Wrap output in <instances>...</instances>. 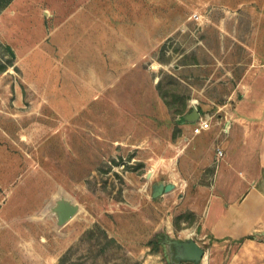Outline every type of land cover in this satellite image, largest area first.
<instances>
[{"label":"rangeland","instance_id":"374dc122","mask_svg":"<svg viewBox=\"0 0 264 264\" xmlns=\"http://www.w3.org/2000/svg\"><path fill=\"white\" fill-rule=\"evenodd\" d=\"M48 1L61 32L0 40V264H172L166 237L227 264L239 244L192 232L215 168L186 116L220 118L249 48L264 51V0H80L97 3L91 35L62 18L79 0ZM161 182L176 188L153 199Z\"/></svg>","mask_w":264,"mask_h":264},{"label":"crops","instance_id":"0c3cea01","mask_svg":"<svg viewBox=\"0 0 264 264\" xmlns=\"http://www.w3.org/2000/svg\"><path fill=\"white\" fill-rule=\"evenodd\" d=\"M58 8L48 0H12L0 10V40H46L49 34L61 32V16L66 9L61 7L59 15ZM93 9L97 10V3L79 0L62 18L67 24L73 14L74 19L79 15L74 25H83L85 33L91 35L93 23L83 19L84 12L91 16ZM248 51L244 71L219 107L218 112H223L220 118L198 109L202 117L210 118L211 128L198 135L190 132L194 140L211 141L207 157L198 166L215 168L210 187L191 195L194 203L190 210L198 217L192 232L204 243L239 244V251L227 264H264V51L257 47ZM231 75L226 71V76ZM225 126L228 132L223 131ZM217 148L223 150V157L218 158ZM178 161L180 164L181 159ZM193 180V184H205ZM198 201H202L201 206ZM192 239L204 247L199 238Z\"/></svg>","mask_w":264,"mask_h":264},{"label":"water","instance_id":"95a60500","mask_svg":"<svg viewBox=\"0 0 264 264\" xmlns=\"http://www.w3.org/2000/svg\"><path fill=\"white\" fill-rule=\"evenodd\" d=\"M199 118L200 112L196 108L186 116V120L192 124L195 123ZM175 188L176 184L172 182L167 184L163 182L154 184L152 198L157 199L173 191ZM64 203H61L63 207L65 206ZM73 215L74 208L66 206L65 208L61 209L60 220L62 222H67L73 217ZM161 243L165 245L169 256V261L172 264H180L182 262L199 264L203 263L207 256L206 249L192 238L181 240L166 237Z\"/></svg>","mask_w":264,"mask_h":264},{"label":"built area","instance_id":"2783aa9c","mask_svg":"<svg viewBox=\"0 0 264 264\" xmlns=\"http://www.w3.org/2000/svg\"><path fill=\"white\" fill-rule=\"evenodd\" d=\"M211 128V122L209 117H202L200 115V118L193 123V133L195 135L201 134L203 131L209 130ZM229 127L225 126L223 131L228 132ZM224 152L222 149L217 148V156L218 158L223 157Z\"/></svg>","mask_w":264,"mask_h":264},{"label":"trees","instance_id":"16d2710c","mask_svg":"<svg viewBox=\"0 0 264 264\" xmlns=\"http://www.w3.org/2000/svg\"><path fill=\"white\" fill-rule=\"evenodd\" d=\"M12 0H0V10L6 8L10 3H11ZM5 71V68L2 67V69H0V72H4ZM181 122H184V118H182L180 120ZM248 238H252V236H249ZM188 264H194V263H191L189 262Z\"/></svg>","mask_w":264,"mask_h":264}]
</instances>
